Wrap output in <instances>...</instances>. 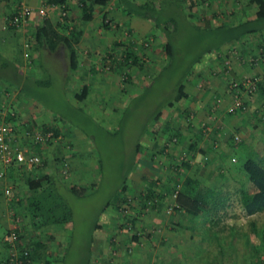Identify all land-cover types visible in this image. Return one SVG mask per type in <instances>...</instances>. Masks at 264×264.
I'll return each mask as SVG.
<instances>
[{
  "label": "rangeland",
  "instance_id": "rangeland-1",
  "mask_svg": "<svg viewBox=\"0 0 264 264\" xmlns=\"http://www.w3.org/2000/svg\"><path fill=\"white\" fill-rule=\"evenodd\" d=\"M228 1L225 0V3L229 5L228 8L233 6L237 9L236 3L234 4L236 0H232V3H227ZM76 2L77 0L69 1L66 8H63L62 5L56 6V19L63 21L61 26H65L64 30L67 32L73 30L77 39L78 29L75 26L78 28V25L76 22L73 24L69 20L71 15L75 17V21L81 22L80 11L76 6ZM199 3H194L191 6V3L185 2V9H183L188 13L192 12L191 17L186 18L187 23L197 22V24H202L200 16L204 13L199 6L205 8L209 7L210 4L209 2ZM72 5L76 6L75 10L71 8ZM105 6L101 11L107 13L105 20L107 26L102 27L100 24L97 27L99 37L94 36L96 42L93 44L94 46L82 44L81 40L78 42L79 46H77L81 49V55L85 56L83 58L80 56L79 61L81 63H87V61L92 63L91 72H87L85 76L86 80L95 89L101 88L104 91L103 96L96 98L95 93H92L96 99L95 102H88L85 106H82L81 111L75 107L81 105L83 100H75L72 97V91H69V89L66 97L68 96L69 101H72L74 106L63 101L56 82H52L46 87H39V90L42 91L39 94L40 105H50L53 110L55 109L63 114L64 118L59 119L55 112L49 113L42 108L46 116L36 114V119L33 122L34 130L37 132L42 129L44 122H50L59 129L58 135L61 134L60 138L62 140H64L63 136L67 138L61 146L62 156L66 160V170L57 169L56 165L59 166L60 164L51 161H48L47 166H41L40 169L41 172L48 170L55 172L57 177L55 184L60 189H57V191L60 192L71 209V218L67 224L65 238L62 239L63 242L57 245L56 241L51 240L53 242H51V248L55 246L54 251L58 252V258L62 257L61 264H261V258H264V234L262 232L254 234L250 237L249 244L245 238H247L246 232L249 229V220L253 218L256 224L262 225L264 223V209L252 215H246L243 212L236 181V179L243 177L242 172L237 168L243 157L236 151H231L229 145L224 141L227 140L228 134L233 133L236 138L238 137V139L253 144L255 147L261 148L262 151L264 150V97L259 90H255L250 94L246 90L240 89L238 98L239 100L240 98L244 99L242 108L240 110L235 109L233 112L227 111L233 100L234 82H239L243 78L256 77L261 78V80L264 78V71L258 73L248 72L247 69H251V66L257 60H255V56H252L253 54L242 52V49H238V47L226 54L225 50L228 46H224V44L217 47L212 46L213 48L208 52H204L190 68L183 83L187 92H193L191 96L195 98L193 103H190L194 108L191 118L193 125L190 129L181 127L179 136L166 148L168 153L173 152V149L181 152L190 151L193 155L191 159L192 167L185 173L202 178L205 184L214 189L219 188L218 195L222 197L223 203L214 210V214L211 212L209 215L216 222L214 225L212 224L211 230L204 226L205 220L201 218L202 213L197 217H191V220H186V216L182 211H172L167 207L166 210L158 212L149 207L148 204L139 208L134 207L138 211L131 208L132 205L137 206L138 198L136 194L151 177V174H148L147 178L142 177L143 170L139 164L132 167L127 173L131 184H135V186L127 194L128 199L124 207L116 209L109 202L106 208L99 213L102 204L111 196H114L112 191L115 185L121 181L129 162L133 159L131 158V149L138 130L137 126L141 125L143 120L142 114L149 109L156 96L162 95L168 90L171 82L178 74L179 68L182 69L185 66L188 58L198 52L200 48L206 47L204 45L208 42L201 38H190L194 32H192L189 23L186 24V20H184L185 22L182 21V28L179 27L177 30L175 44L182 53L175 50L177 55H181L177 59V63L174 64L176 67L174 68L175 73L170 74L172 76L165 79L171 71L168 70L169 72L166 73L167 68L162 70L158 79L150 86V90L147 93L142 92L144 84L150 80L153 72L162 63L164 36L158 28H153L147 23L137 28L130 18L124 21L123 19L119 20V24L123 22L126 28L114 31L112 29L114 20L108 17L111 12ZM51 7L41 0L37 8L32 7V13L36 11L40 17L44 18L51 15ZM61 7L66 13L63 17L59 16ZM74 11H77V13L75 14ZM252 12L253 7H250L247 13L251 14ZM100 15V10L96 9L94 17L98 24L100 23ZM92 24L93 22L90 26ZM257 32L245 34L242 37L243 40H246V37L252 34L250 35L251 40L254 39L253 42L255 43L242 45L241 42H237L241 40L238 39L237 44L234 46H257L258 44V46H263L264 33L258 34ZM257 35L258 38H256ZM27 42H29V39ZM126 44L134 48L141 46L140 48L146 57L142 70L136 66H123V71H126L129 75L128 82L121 80L119 72L114 70L117 63L116 59L108 57L110 48L118 52ZM75 45H77V42ZM39 55H41L40 58L46 66L53 64L54 52L51 54L47 50H42ZM55 55L59 58L58 66L61 67V71H68L64 55L59 51ZM22 56L28 59V64L30 63V65L26 63L23 69L27 72L35 70V68L30 67L35 65L30 58L31 56L24 53ZM80 66V69H86V66ZM234 67H243L242 74L239 73L240 75H238ZM45 68L48 71L50 70L49 67ZM164 79L167 81L165 87ZM76 80L77 83L72 84L74 81L72 79L67 86L74 85V88H78L83 79ZM120 86L129 90L128 94L132 92L131 96L136 95L137 97L132 99L127 98L125 94L121 95L122 92L118 90ZM33 87L37 88V86ZM204 90H206L205 93ZM19 96L14 93L13 86L0 80V109L3 110V113L5 103L9 101L15 104L13 107L14 112L23 111V109L17 108L21 100ZM131 99L132 102L127 109L121 108L123 103L126 104V100L129 102ZM201 101L205 104V106L203 105L204 108ZM143 105L147 106L143 108ZM182 106L177 103L175 108H163L161 117L164 120L170 117L173 122L172 126L185 124L182 113L178 115ZM113 109L115 110L113 111ZM208 109L209 112L205 115L204 111ZM29 110L32 111V109ZM28 115L24 118L31 123V114ZM2 117L3 114H0V123ZM203 124L206 125V130L204 134L199 136L198 129L200 130ZM216 126H220L224 134L219 136L217 132L212 133ZM193 132L197 136L193 135ZM167 134L166 132V134L156 135L159 144L165 140ZM145 136L141 137L144 143L143 151L147 149L148 152L152 147V137L151 135ZM211 136L213 137L211 138ZM190 137L196 140L195 145L192 148L185 149V146L191 141ZM45 147L50 158L53 157L51 149L54 145L50 143ZM43 150L41 155L44 153ZM158 158L161 159L162 165L170 159L168 157L164 159L163 155ZM97 160L101 161L100 168ZM164 170L166 169L164 168ZM165 179L166 177L162 178L163 183H167ZM1 180L4 182V187L1 186L0 206L5 202L10 203V206H7L9 219H18L17 223L22 225V230L26 233L31 232L32 228L26 212L20 210L19 215H13L12 212V210H17L15 200L24 197L28 193L26 188L20 187L19 190L18 188L15 190L6 177L1 178ZM76 184L83 186L81 194L68 191L66 188ZM5 189H8L7 193ZM205 213L209 212L204 211L203 214ZM126 215L135 216L133 225L129 228H116L115 223L121 219H126ZM13 219H11L12 223L14 222ZM169 219L178 221L169 222ZM95 221L100 224L99 228H93ZM159 224L161 225L158 227ZM48 227L43 232L44 235L54 231V234L60 238L59 235L63 230V225H49ZM4 229L5 226L0 224V236ZM132 233L135 235L140 234V236L139 241L131 244L129 236ZM129 242L131 247L126 248Z\"/></svg>",
  "mask_w": 264,
  "mask_h": 264
},
{
  "label": "trees",
  "instance_id": "trees-1",
  "mask_svg": "<svg viewBox=\"0 0 264 264\" xmlns=\"http://www.w3.org/2000/svg\"><path fill=\"white\" fill-rule=\"evenodd\" d=\"M43 1L48 6L62 5L63 8H66L67 6L66 0ZM121 2L125 14L133 15L142 22L150 24L153 28H158L164 36L162 44L164 56L162 58V63L160 64V67L153 72L150 80L144 84L142 89V92L147 93L150 90L152 83L158 79L162 73V70L167 68L165 71L166 73L171 71L165 79L170 78L172 76L170 74L175 73L176 70L174 71V68L176 67L174 64L177 63V59L181 56L177 55L176 51L182 53L175 46L177 30L179 27L182 28V21L192 15V12H185V2L188 4L191 3L192 6L195 3V0H143L142 2L121 0ZM104 3L105 0H77L76 6L80 11V19L90 20L95 16V5H103ZM235 3L237 9L239 7L243 8L246 4H252V6H255L254 16L239 20L233 24L219 23L210 26L208 25V22L205 21V24L200 26L193 22H188L192 32L195 33H192L190 38L207 40L208 42L204 45L206 47L200 48L198 52L188 58L185 66L182 69L181 67L179 68L178 74L171 82L168 90L162 95L160 94L159 96H156L154 102L149 106V109L142 114L143 120L141 125L138 124L139 126H137L138 130L134 143L132 144L131 158L133 159L129 162L126 168V173L123 175L121 181L115 185L114 190L112 191L114 196H111L102 204L99 213L106 208L109 202H111L116 209L124 207V204L127 203L128 199L127 194H129L135 186V184H131V180L128 179L127 173L132 167L139 164V166H142L141 169L143 170L142 177L147 178L148 174H151V177L148 179L145 186L136 194L138 201L135 203L137 206L132 205L131 208L138 211L137 208L148 204L149 207L158 212L160 210H166L167 207V209H172V211H182L186 216V220H191V217H197L202 213L201 218L205 220V223H202H204V226L209 230H211L212 224L214 225L216 223L209 215L221 206V203H223L222 197L218 195L219 188L214 189L210 185L205 184L202 178L185 173L192 167L191 159L193 155L190 151L185 150L184 152H181L173 149V152L168 153L166 148L170 146V143H172L177 136H179V129L181 127L190 129L193 125L191 118L194 113V108L190 103H193V99L195 100V98L191 96L193 92H187L183 83V80L187 77L188 71L193 64L199 60V57L204 52H208L213 48L212 46L217 47L231 39H242L245 34L260 30L264 31V0H236L234 4ZM101 12L100 24L102 27H106V11ZM7 14L9 16L11 11H8ZM70 18L71 16H69V19ZM62 22L63 21L59 19H56V22L52 21L46 16L39 22L33 24L32 31L36 41L35 46L38 53L42 50H47L51 54L54 52L53 59L57 60L56 62H58L59 58L55 56V54L58 51L61 52L64 55L68 69V71H62L65 75V79H73L74 81L73 83L71 82L72 84L78 82L76 79H83L78 88H74V85L67 86L69 81H56L52 77L53 75L51 72L46 70L45 66H43V63L45 62L40 58L41 55L37 56L41 71L38 76L23 73L19 66L10 65L9 61L0 56V79H3L14 86H19L24 93L36 97L39 106L48 112L49 110L55 112L59 119L62 117L64 118L63 114L55 109L53 110V107L50 105H40L39 94L42 91L39 90V87H46L50 85V83L56 82L63 101L66 104L72 105V101H69L68 96L66 97V93L69 89V91H72V97L75 100H83L81 105L75 107L81 111L82 106H85L88 102H95V97L101 98L104 94V91H102L101 88L95 89L91 83L86 80L87 78L85 76L87 72H91L92 63H89V65L86 66V69H80L79 57L81 53L80 50L73 45V40L76 39V34L73 30H70L69 32L64 30L65 26H61ZM188 23L186 20V24ZM124 27L126 28L123 22L119 24L118 21H114V27H112V29L114 31L116 29L122 30ZM140 47L138 46L137 48H134L133 46H128L126 44L124 45V48L118 52H115L110 48L108 57L116 59L117 63L114 70L119 72L121 80H125L126 82L129 81V75L126 71H123V66H136L142 70L146 57ZM59 69H61V67ZM165 79L163 80L164 87L167 85ZM26 83L31 85H27ZM230 83L231 81L229 84ZM33 86H37V88ZM239 86L241 87L240 83ZM255 86V90H259L260 94L264 97V80H261V78L258 79ZM118 90L119 92H122L121 95L125 94L127 98L135 99L137 97L136 95L131 96V94H133L132 92L128 94L129 90H126L125 87L123 88L120 86ZM165 90L166 88L164 91ZM205 92L206 90H204V93ZM92 93H95L96 96L94 97ZM201 97L203 96L201 95ZM132 99L129 102L126 100V104L123 103L121 108L127 109L130 106ZM240 100L241 105L235 107L233 110H240V108H242L244 99L240 98ZM177 103L181 104V106L183 105L182 108L179 109L180 113H178V115H181L182 113V117L186 123H183L182 125L175 124L172 126V119L169 117L164 120L161 117V113L163 108H175ZM145 106L147 105H143L142 107L144 108ZM114 110L115 109H113V111ZM233 110L230 112H233ZM208 112L209 109L205 110L204 114L206 115ZM8 117L9 116L7 115L6 118ZM33 122L34 121L31 123H24V130H26L24 135L19 134L18 131L12 128L10 132V141L8 143L11 150H13V148L21 149L27 157L37 155L39 157V162L34 163L31 167H26L24 162L18 161L15 158H11L7 162H4L0 158V191H2L1 186L4 187V182L1 180L3 177H6L10 181V184L15 190L17 188L19 190L20 187L26 188L28 193L24 197H19L15 202L12 200V202L17 205V210L14 211L13 215L16 213L19 214L20 210L26 212L29 216V223L32 230L31 232L26 233L22 230V225L14 221L12 226L5 227L4 233L8 234L10 231H14L17 235L16 245L18 247L20 246L21 250L27 251L25 257L24 255L22 256V264H61L62 257L58 258V252L54 251L55 246H52L51 248V240L54 242L56 241L57 245L63 242L62 239L65 238L64 235L66 234L67 224L71 218V209L65 199L62 198L60 192L57 191V189H60L55 184L57 180L55 172L53 170L41 172L40 169L41 166H47L48 161H51L52 163L60 164L59 166L56 165V168L58 167L57 169L66 170V160L62 156L61 146L63 141L67 138L66 136H63L64 140H62L60 138L61 134L58 135L59 129L56 125L50 124V122H44L42 129L37 131L44 137L41 140H35V134L37 132L34 130ZM205 126L206 125L203 124L202 128L200 130L198 129L199 136L204 134L206 130ZM47 132H50V134L45 135ZM166 132L168 134L166 135L165 140L159 144L156 135L160 133L166 134ZM213 132L219 133V136L224 134V131L220 129V126L214 127L212 133ZM192 134L197 136L194 132ZM145 135H151L152 137V147L148 152L147 149H144L143 151L144 143L141 140V137H144ZM212 137L213 136H211V138ZM190 139L191 141L188 142L185 149L194 147V142H196V140L191 137ZM224 141L229 145L231 151L234 150L243 157L240 165L237 166L242 172L243 177L236 179L239 200L243 212L246 215L261 212L264 209V150L262 151L261 148H257L253 144H248L242 139H238V137L236 138V135H233V133L228 134L227 140ZM50 143L54 145L53 149H51V152L53 153V157L51 158L50 155L47 154V148L45 147ZM42 149H44V153L41 155ZM160 155H163L164 159L167 157L170 159L162 165L163 163H161V159L158 158ZM97 161L99 166L101 161ZM164 168L166 170H164ZM164 177H166L165 180H167V183H163L164 180H162V178ZM82 187L83 186L76 184L66 188L68 191H75L81 194L83 191ZM204 211L209 213L203 214ZM176 221L178 220L169 219V222ZM134 222L135 216L126 215V219L119 220L115 223V226L120 229L129 228ZM57 224L64 226L59 235L60 238L54 234V231L48 232L47 235L45 233L46 236L43 234V232L49 228V225L55 226ZM263 224L264 223H262V225L256 224L255 219L253 218L249 220V229L246 232L247 238H245L248 244L250 237L254 236V234L258 232L264 234ZM160 225L161 224H159L158 227ZM99 227L100 224L95 221L93 228ZM215 229L217 228L215 227ZM26 235L27 237L25 238ZM139 236L140 234H130L129 238L131 244L132 242L139 241ZM2 237L3 236L0 237V243L5 252L7 250V242ZM130 242L127 244L126 248L131 247ZM3 256L4 255H0V258H3ZM261 260L262 261L260 262L263 264L264 258H261Z\"/></svg>",
  "mask_w": 264,
  "mask_h": 264
},
{
  "label": "crops",
  "instance_id": "crops-1",
  "mask_svg": "<svg viewBox=\"0 0 264 264\" xmlns=\"http://www.w3.org/2000/svg\"><path fill=\"white\" fill-rule=\"evenodd\" d=\"M26 1L34 9L37 8V5H39L41 3V0H26ZM66 1H67V6H68L69 5L68 2L69 1L71 2L73 0H66ZM134 1L142 2L143 0H134ZM200 1H201V3L202 2L203 3L209 2V4H210L209 7H205V8H202L199 6V8L204 13L203 15L200 16L202 18V24L198 23V25H200V26L204 25L205 21H207L208 25H210V26L215 25V24H219V23H224V24L232 23L233 24L239 20H244L246 18H251L254 16L255 6H252V4H246L243 6V8L239 7L238 9H236L233 6L228 8L227 6H229V5H227L225 3V0H195V4L199 3ZM227 3H232V0H229ZM104 6L107 7V10H109L111 12L110 13L111 16L109 15L108 17L113 19L114 21H119L122 19L124 21L125 19L130 18L133 21V24L137 28H139L138 26H141L144 24V22L137 19L135 16L127 15L123 12V9L121 10V8H122L121 0H105V3L103 5H95V7H96L95 9H98L101 12V10L104 9L103 8ZM12 7H13V0H0V56L2 58L6 59L7 61H9L10 65L19 66L23 73H28L32 76H38V74L41 73L40 68H39V63H38L39 61H38V57H37L39 55V53H38L36 46H35L36 41L34 39V34L32 31V28H33V24H35L36 22H39L42 19V17H40L37 14V12L34 11L24 23H22L19 26H16V27L13 26L12 27V25L10 26L6 21V18L8 17L7 13H8V11H11ZM250 7H253V12L251 14H248L247 11L249 10ZM71 8L73 10H75L76 6L72 5ZM50 9H51V15H47V16L52 21L56 22V6H52ZM74 13L76 14L77 11H74ZM187 13H188V11H187ZM101 14H102V12H101ZM194 16H196V15L194 14ZM196 19H197V16H196ZM69 20L72 21L73 24H75V22H76L78 25V28L75 26V28L78 29V38L73 40V45L76 47L79 46L78 42L81 40L82 44L94 46L93 44L96 43L94 36L99 37L98 32H97L98 31L97 27L100 26V23L98 24V22L95 20V17L91 18L90 20H81L80 19L81 22H78V21H75L74 16H71V18ZM91 22H93L92 26H90ZM195 24H197V22ZM257 33L258 34L264 33V31L260 30ZM250 35H252V34H250ZM250 35H248L246 37V40L241 39V40L237 41V40L231 39V40L225 41L224 43L220 44L219 46H221L223 44H224V46L225 45L228 46L225 50L226 54L233 51V49H235L237 47H238V49L241 48L242 52H247V53L253 54L252 56H255V60H257V61H255L253 65L251 64L252 65L251 69H247V70L249 73H252L251 71H254L253 73H255V72L258 73L260 71H264V41L262 42L263 46H258L259 44L257 46H247V45H251V43H255V42H253L254 39L251 40ZM256 38H258V35ZM28 39H29V42L25 46L24 43ZM96 41H97V38H96ZM236 41L238 43L241 42L242 45H245V44H247V45L246 46H234L235 44H237ZM76 42H77V45H75ZM25 49H26V51H25ZM77 49L81 50L78 47H77ZM23 53L29 54L31 56L30 57L31 60L35 64L33 66H30V67H33V69L35 68V70H33L32 72H27L25 69H23V67L26 65V63L28 64V62H29L28 59H26L22 56ZM80 56L82 58L85 57L84 55L83 56L80 55ZM0 63H1V61H0ZM89 63H90L89 61H87V63L86 62L81 63L79 61V67H81L80 65H82L84 67L88 66ZM28 65H30V63ZM43 66L49 67V69H50L49 71L51 72V74L53 75L52 77L56 81H62V82L63 81H65V82L71 81V79H65L64 73L61 71V69H59L60 66H58V62H56L54 59H53L52 65L50 64V66H48V65L46 66V64L43 63ZM230 69L232 70V68H230ZM234 69L236 70V73H238V75L242 74L241 71L243 70V67H236V68L234 67ZM74 75L79 76L77 74H74ZM0 80L3 81L5 84L13 86L14 93L17 95H20L19 97L21 98L20 102L17 105V108L23 109V111H21V112H18V111H17V113L14 112L13 107L15 104L13 102L9 101V102L5 103V106H4L5 111H4V113H2L3 117L1 118V120L6 122V123H10L12 128H14L16 131H18L19 134L24 135L26 133V130H24L23 125H24V123L28 122V121H26V118H24V117H27L26 115L31 114L32 121H34V119H36V114L38 116H44V115L46 116V114H45L46 110L45 111L42 110V107L39 106V103H37L38 101H37L36 97H34L33 95H28V94L24 93L23 91H21V88L19 86H14L12 84H9L7 81H5L3 79H0ZM9 91L12 92L11 90H9ZM201 105L205 106L203 101H201ZM201 105H199V106H201ZM29 109H32V111H30ZM50 112H52V111L49 110V113ZM7 115L9 116L8 118H6ZM7 206H10V203L5 202L2 206H0V224H3V226H5V227H10L11 223H12L11 219H13V218L9 219ZM2 211H4V212L7 211V212L2 213ZM12 212L14 213V210H12ZM17 215H19V214H17ZM16 219H17V217H16ZM10 220H11V222H10ZM17 220L13 219V221H16V223L18 222ZM4 234L5 233L3 232L1 234V236H3ZM4 254H5V252H4L3 246L0 243V255H4Z\"/></svg>",
  "mask_w": 264,
  "mask_h": 264
},
{
  "label": "built area",
  "instance_id": "built-area-1",
  "mask_svg": "<svg viewBox=\"0 0 264 264\" xmlns=\"http://www.w3.org/2000/svg\"><path fill=\"white\" fill-rule=\"evenodd\" d=\"M32 6L28 4L26 0H14L13 7L11 9V14L6 18L7 23L11 26H19L24 23L32 13ZM65 10L61 7V11L59 12V16L65 15ZM28 42L26 41L24 45L26 46ZM259 78H243L239 82H234L235 85L233 100L231 104L228 106L227 111H232L235 107H239L241 105V100H239V92L240 89L246 90L248 93H253L256 89L255 83ZM241 84V87L239 86ZM3 111L0 109V114ZM12 126L10 123H6L2 121L0 123V158L7 162L11 158H15L18 161L24 162L26 167H31L34 163L39 162V157L37 155H31L30 157L25 156L23 150L13 148V150L9 147L10 141V132ZM50 132H47L45 135H49ZM44 136L40 133L35 134V140H41ZM47 137V136H46ZM5 192H8V189H5ZM3 239L7 242V250L3 258H0V264H22L23 255L27 254L26 250H21L20 246L16 245L17 235L14 231H10L8 234L3 236ZM21 256V257H20Z\"/></svg>",
  "mask_w": 264,
  "mask_h": 264
}]
</instances>
